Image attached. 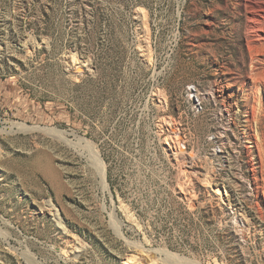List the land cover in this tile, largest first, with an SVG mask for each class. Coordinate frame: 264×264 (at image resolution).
<instances>
[{
  "label": "rangeland",
  "instance_id": "1",
  "mask_svg": "<svg viewBox=\"0 0 264 264\" xmlns=\"http://www.w3.org/2000/svg\"><path fill=\"white\" fill-rule=\"evenodd\" d=\"M263 2L0 0V264H264Z\"/></svg>",
  "mask_w": 264,
  "mask_h": 264
},
{
  "label": "bare ground",
  "instance_id": "2",
  "mask_svg": "<svg viewBox=\"0 0 264 264\" xmlns=\"http://www.w3.org/2000/svg\"><path fill=\"white\" fill-rule=\"evenodd\" d=\"M249 5L253 8L254 4L250 2ZM248 20H249L248 21L249 24H248V28H247L248 29L247 30L248 33H247V36H246V38H247L246 42H247V48L249 50V53H251L250 55L251 56L253 55L252 58H254V53L258 52V50H260L261 46H263V44H264V2L261 3V5L259 7V10L250 12V16L248 17ZM187 93H189L190 99L192 101L199 100V101L204 102L206 100L204 98L203 94H201L199 92V90H197V88L189 87ZM14 127H18V129L22 130V131L23 130L24 131H32V130H38L39 129V130H43L44 132H47V133H50V134H57V135L61 136V138L66 140L65 136L63 135L64 133H62V131H60V130L58 131L57 129L47 128V127L46 128H36V127L28 128L26 125L18 124V123H13L12 124V128H14ZM69 142H70V140H69ZM70 143L74 147H80V148L83 147L84 149L87 148V149L90 150V152L92 153V158L94 160L95 166L97 167V169L99 171V174H100L99 177H101V182H102V184L104 185L105 188H108V186H107L108 184H106L104 164H103L102 160L100 159L98 153L96 152L97 150L95 151L92 143H90L88 140H86L84 138H78L77 142H73L72 143V141H71ZM177 144H179V143H177ZM76 149H78V148H76ZM220 152H222V151H220ZM9 236H10V234H9ZM26 253L29 254V251H27ZM171 258L173 260H175L176 256L172 255Z\"/></svg>",
  "mask_w": 264,
  "mask_h": 264
},
{
  "label": "built area",
  "instance_id": "3",
  "mask_svg": "<svg viewBox=\"0 0 264 264\" xmlns=\"http://www.w3.org/2000/svg\"><path fill=\"white\" fill-rule=\"evenodd\" d=\"M195 88V87H193ZM189 95V94H188ZM191 100V99H190ZM192 105L194 107V109L197 111V112H200L201 110H203V102L202 101H199V100H195V101H192ZM223 153V152H221Z\"/></svg>",
  "mask_w": 264,
  "mask_h": 264
}]
</instances>
